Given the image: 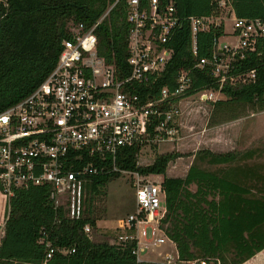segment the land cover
Here are the masks:
<instances>
[{
    "label": "trees",
    "instance_id": "1",
    "mask_svg": "<svg viewBox=\"0 0 264 264\" xmlns=\"http://www.w3.org/2000/svg\"><path fill=\"white\" fill-rule=\"evenodd\" d=\"M112 1L0 0V111L26 95L46 76L71 24L80 21L90 25ZM158 1L163 4L167 0ZM173 1L179 15L208 14L217 9L216 0ZM224 1L237 17L264 19V0ZM124 17L123 0H117L94 28L97 53L113 63L119 76L128 72ZM220 34L222 25L198 31L192 53L189 28L182 23L168 42L172 53L161 73L154 81L131 88L142 99L147 94L155 96L163 85L172 88L176 72L191 67L201 56H209L212 39ZM251 68L254 70L251 80L229 83L226 79L219 91L228 100L256 101L262 103V108L264 35L255 38L253 47L245 50L242 57L230 61L227 74ZM190 77V86L183 95L201 87L218 86L208 66L191 68ZM135 151L132 146L120 148L116 164L140 173L162 174L163 209L158 226L172 242L176 262L240 264L264 248V172L243 162L253 150H196L183 176L165 174L167 162L178 153H156L150 162L139 165ZM197 161L225 166L207 169ZM117 175L116 172L95 175L86 183L84 208L77 219L61 217L60 210L52 207L47 185L16 189L8 199L0 187V264H42L45 245L37 239L43 230L51 245L73 248L65 253L53 251L46 264H154L135 260L131 251L135 246L133 240L123 244L113 242L114 236L111 239L100 236L103 239L96 240L91 238L93 232L88 237L82 230L84 223L91 226V231L96 228L92 200ZM54 217H59V222H52Z\"/></svg>",
    "mask_w": 264,
    "mask_h": 264
},
{
    "label": "built area",
    "instance_id": "2",
    "mask_svg": "<svg viewBox=\"0 0 264 264\" xmlns=\"http://www.w3.org/2000/svg\"><path fill=\"white\" fill-rule=\"evenodd\" d=\"M116 1L108 4L90 25L80 21L71 24L46 76L0 111V187L8 199L16 189L47 185L52 207L60 210L61 217L77 219L83 212L86 183L93 176L115 172L126 175L134 191V208L117 218L112 241L123 244L133 240L131 251L140 262L147 261L140 252L169 240L158 226L163 209L161 179L151 178L156 173L119 167L118 150L135 147L138 164L142 152L174 138L180 98L196 94L200 100L214 101L226 79L229 83L251 80L252 68L230 75L227 71L230 61L242 57L245 50L253 47L255 38L264 35V19L237 17L228 5L226 13L219 16L224 0H216L213 12L199 15H179L173 0L163 4L158 0H123L128 72L119 76L113 63L97 53L94 32ZM230 14L232 26L227 34L235 38L234 42L219 43L214 36L210 55L199 57L189 68L179 69L175 85L161 86L155 96L147 94L142 99L131 88L148 84L161 73L172 53L168 42L182 23L189 28L190 48L195 53L196 33L222 25L223 17ZM205 66L216 78L217 88L201 87L183 95L190 86L191 68ZM175 97L178 98L174 100ZM59 220L54 217L52 222ZM82 230L90 236L88 223L82 225ZM45 237L43 230L37 239L45 245L42 264L55 250H73L53 246ZM175 257L176 253L172 257L169 252L162 256L166 264H191L176 262Z\"/></svg>",
    "mask_w": 264,
    "mask_h": 264
},
{
    "label": "rangeland",
    "instance_id": "3",
    "mask_svg": "<svg viewBox=\"0 0 264 264\" xmlns=\"http://www.w3.org/2000/svg\"><path fill=\"white\" fill-rule=\"evenodd\" d=\"M226 10L227 4L221 5L217 14L223 16ZM231 26L232 15H225L222 34L217 36L219 43L234 42L235 38L227 34L231 31ZM216 97L220 101L227 102L214 104L213 100L198 99L196 94L180 98L179 112L176 116L177 132L174 138L151 146L146 151L143 148L144 152L137 159L138 164L150 162L156 153L173 151L178 155L167 162L165 174L183 176L196 150L202 148L213 152L253 150L252 155L243 162L264 172V107H260L262 103L228 100L221 92L216 93ZM197 162L207 169L225 166L209 164L205 161ZM151 178L159 180L162 174L152 175ZM101 190L102 192L92 200L96 228L91 231L90 236L93 232L91 238L96 240L103 239L102 237L111 239L116 232L114 226L117 218L134 208V191L126 175L120 174L110 178ZM146 232L149 237V230L147 229ZM167 252L174 257L173 245L169 240H164L140 252L139 255L154 264H165L162 256Z\"/></svg>",
    "mask_w": 264,
    "mask_h": 264
},
{
    "label": "crops",
    "instance_id": "4",
    "mask_svg": "<svg viewBox=\"0 0 264 264\" xmlns=\"http://www.w3.org/2000/svg\"><path fill=\"white\" fill-rule=\"evenodd\" d=\"M240 264H264V248L257 251L255 254L245 259Z\"/></svg>",
    "mask_w": 264,
    "mask_h": 264
}]
</instances>
